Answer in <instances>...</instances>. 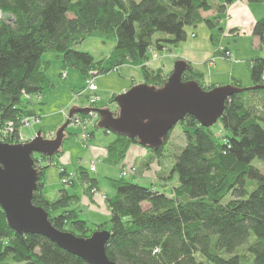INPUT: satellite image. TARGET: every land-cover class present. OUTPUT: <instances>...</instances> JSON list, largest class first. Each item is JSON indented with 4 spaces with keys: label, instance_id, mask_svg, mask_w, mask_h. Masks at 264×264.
I'll list each match as a JSON object with an SVG mask.
<instances>
[{
    "label": "trees",
    "instance_id": "trees-1",
    "mask_svg": "<svg viewBox=\"0 0 264 264\" xmlns=\"http://www.w3.org/2000/svg\"><path fill=\"white\" fill-rule=\"evenodd\" d=\"M230 1L0 0V127L11 120L18 127L23 116H38L35 105L41 99L36 95L53 85L46 73L51 62L43 58L44 53L54 51L62 68H76L85 81L130 64L140 69L142 82L159 88L170 73L151 66L149 47L160 51L186 41L187 28L202 23L209 29L218 27L217 17L202 13H222ZM256 20L252 33L263 54L245 61L249 87L238 78L229 82L236 91L216 124L205 127L190 114L177 123L186 144L171 161L167 175L158 173L165 179L178 176L175 184H141L129 176L107 178L114 190L105 197L110 216L91 224L76 205L78 196L67 192L65 185L56 196L43 191L46 168L62 167L57 160L63 153L61 146L52 156L33 155L34 161L39 157L42 163L34 165L38 183L32 202L47 211L55 228L79 237L108 230L105 252L117 264H264V174L251 162L264 158V17ZM155 33L160 34L155 38ZM89 36L112 40L114 46L94 58L78 50ZM211 37L217 49L219 35ZM219 50L223 56L229 51L226 46ZM185 63L182 79L195 80L204 89L222 85L207 81L201 69ZM99 122L100 116L96 129ZM171 131L162 145L144 147L161 159ZM114 135L102 158L116 166L130 145L139 141L125 133ZM62 168L64 177L69 172ZM76 170L86 190L96 186L93 170L82 165ZM11 262L89 264L45 236L14 231L0 207V264Z\"/></svg>",
    "mask_w": 264,
    "mask_h": 264
},
{
    "label": "water",
    "instance_id": "water-1",
    "mask_svg": "<svg viewBox=\"0 0 264 264\" xmlns=\"http://www.w3.org/2000/svg\"><path fill=\"white\" fill-rule=\"evenodd\" d=\"M185 66V61H176L159 88L140 82L119 93L114 98L117 113L110 108H95L100 114V127L136 137L139 145L154 148L162 145L168 131L186 114L205 127L216 124L225 102L236 88L227 83L204 89L195 80L181 78ZM88 110L72 109L52 138H44L41 131H37L23 143L0 141V207L14 231L45 236L89 264H117L105 252L110 236L108 230H94L88 237L58 230L51 224L47 211L32 202L38 183L33 155H55L63 143V133L72 115Z\"/></svg>",
    "mask_w": 264,
    "mask_h": 264
},
{
    "label": "rangeland",
    "instance_id": "rangeland-1",
    "mask_svg": "<svg viewBox=\"0 0 264 264\" xmlns=\"http://www.w3.org/2000/svg\"><path fill=\"white\" fill-rule=\"evenodd\" d=\"M254 6V7H252ZM254 12H263L264 13V2H256L252 3L248 0H233L229 3V5L226 8L225 14H228V19L224 20L225 26L224 31L222 33L219 32L218 27H214V30L216 34L219 35L218 37V48L214 50L215 56H220V49L227 46L229 48L228 54L225 56L226 61H222L225 65H228L230 67L231 72L229 73L230 76L240 77L243 81L244 87H249V74L247 65L245 64V60L252 58L254 55H262L263 51L260 47V42H258V37L253 36L252 33V27L255 22L254 19ZM223 14V15H225ZM252 24L251 29H249L250 24ZM231 26H238V29L240 28V31H235L236 38H233L231 33L228 32L229 27ZM233 28V27H232ZM194 30L197 32V36L191 37L190 32ZM187 32L189 34L186 41H181V43L177 44V48L173 52V47L165 46L164 49L159 51V59L151 61L153 62L151 66L153 67H164V70L167 73H171L175 64V61H187L185 58H180V56L175 55L173 57H167L168 53L169 55L172 53L176 54V51H180L185 53V50L183 49V46H185L188 51L196 52L199 47L201 50H204V48L209 47L208 40H209V31L205 24L202 23V25L197 26L194 29L187 28ZM233 33V34H235ZM160 34V33H159ZM158 33H155L153 36L156 38L159 35ZM195 41V43L193 42ZM114 46V42L112 40H105L102 41L100 38L94 36L86 37L84 42L78 44V50L81 51H88L90 52L94 58H99L100 56H104L107 53H109L112 50V47ZM196 46V47H195ZM179 47V48H178ZM203 52V51H202ZM174 55V54H173ZM215 56L209 60V64H213L215 60ZM202 57V55H201ZM204 57V56H203ZM43 58L49 60L50 66L47 69V75L48 78L53 84L51 87L46 88L43 94L45 104L49 103L50 109L43 107V110L41 111V114L43 115L38 119V121L31 122V126L29 128L22 127L21 133L26 136V138H31V136L34 134V131H38L42 127V129L46 130H54L55 127L56 130L61 128V126L66 122L65 119L60 115L61 109H63L68 102L71 104L67 107H65L66 112L68 113L70 109L76 107H86L87 106V97L85 95L78 96L76 100L70 101L71 97L75 95V90L80 89L82 87H86V82L83 79L81 73L73 67H66L62 68V62L60 56H57V54L52 52H46L43 54ZM189 62V61H188ZM207 63V62H206ZM207 63V65H208ZM192 65V64H191ZM120 67V66H119ZM209 67V66H208ZM207 69V68H206ZM132 73L127 74L125 71V67L121 66L118 70H112L107 72L106 74H93L92 81L96 83L98 86V94H99V100H97L96 107L98 106V102L100 104L108 102L109 98L113 94H119L121 92L120 89H122V86H129V84L132 82L131 76H134V80L138 81L139 74L138 72L134 73L133 69L130 68ZM213 70V69H212ZM63 71H66L69 73L68 76H66V73ZM206 71L209 72L207 69ZM64 73V75H63ZM207 73V72H205ZM124 77V78H122ZM124 79V80H123ZM208 81V78H206ZM82 90H85L82 89ZM47 100L49 102H47ZM113 107L110 108L114 113H117V105L115 101H112ZM55 104L54 106H52ZM62 107V108H61ZM44 110H49L48 112L51 113H44ZM44 113V114H43ZM40 114V115H41ZM47 114H52L55 116V118H52L48 116ZM71 124V125H70ZM69 131L72 132L74 135H68V138L63 142L62 148L64 149V153L60 157V160L63 162L65 161V166L67 167V170L72 171L76 168V162L77 157L81 154H83L84 151H86L87 146L83 145L80 142V134H81V127L78 125H75L73 122L68 123ZM264 126V124H263ZM99 130V134H103L102 129H96L95 131ZM45 135V133H44ZM48 135V134H47ZM46 135V136H47ZM97 135V133H95ZM112 135V133H111ZM43 136V135H42ZM98 137H96V141L98 142ZM104 143V142H102ZM137 143H133L135 145ZM167 149L163 152V157L161 159H158L157 157L152 156V160L145 165L142 166V168L138 167V164L136 165V159H134V155L128 159L126 155H128V151L125 154V158L122 159V162H127L128 164H125L123 166L128 167L127 165L133 164L136 168V172L134 175H131L129 177H133V181L139 182L141 184H148V181H151L153 183H163L166 186H169L170 184H175L178 181V176L174 175L173 179H170L167 181L166 179L159 177L157 171H160L162 169V166H160L163 163V166H166L168 163L170 165L171 161L175 159L176 154L181 150L183 146H185V137L183 132H181L180 125L176 124L174 128L171 131L170 137L166 141ZM85 148H84V147ZM150 155V154H149ZM156 158V160L154 159ZM74 165H71V161ZM154 159V160H153ZM95 162V161H94ZM121 162V163H122ZM167 162V163H166ZM252 164L257 167L260 172L264 174V158L258 159L254 158L252 161ZM91 164V163H90ZM160 170H156V169ZM170 168V167H169ZM167 169V171L169 170ZM72 169V170H71ZM95 171L94 174H96L98 180H99V187L105 190L106 192H110L109 189V180L108 177H117L119 176L120 169L113 165H108L103 162H95V166L93 168ZM71 173V172H70ZM75 175V173H73ZM118 174V175H117ZM164 174V173H163ZM62 176L60 177L61 181ZM143 178V179H142ZM146 178V180H144ZM72 176L70 177V180H68V184L71 183ZM64 184L63 181H61ZM89 191H92L94 194L95 192L90 188ZM105 193L98 191L96 195L102 197ZM231 196L228 195L225 197L224 200H227ZM104 199V198H102ZM94 223V222H93ZM250 241L254 239L253 234L250 236ZM9 264H25V262H18V263H9Z\"/></svg>",
    "mask_w": 264,
    "mask_h": 264
},
{
    "label": "crops",
    "instance_id": "crops-1",
    "mask_svg": "<svg viewBox=\"0 0 264 264\" xmlns=\"http://www.w3.org/2000/svg\"><path fill=\"white\" fill-rule=\"evenodd\" d=\"M233 0H231L230 2H232ZM226 3L224 5V9L222 13H219L217 11H212V10H209V11H203V15L206 16V17H217L218 18V23H219V28H221V30L219 29V32L222 33L224 30V26H225V22L224 20H227L228 19V14H225L226 12V8L227 6L229 5V3ZM254 7V6H252ZM254 19L255 22L257 21L256 19L258 18H262L264 17V13L263 12H254ZM225 14V15H223ZM254 22V23H255ZM205 24V23H204ZM253 23L250 24L249 26V29H251V26H252ZM202 25V24H201ZM207 27V26H206ZM233 27V28H232ZM208 29V33H209V40H208V44H209V47L207 48H204V50H201V48L199 47V49L196 51V52H190L188 51V49L183 46V49L185 50V53L183 52H180V51H176V54L175 53H172L171 55L170 52L168 53V55H166L167 57H173L175 55L177 56H180V58H185L187 61H189L192 66L194 65L195 67H198L199 69H201L206 77L208 78V81L209 82H213V83H217V84H227L229 83L233 78L235 79H240V82H241V85H243V81L240 77H235V76H230L229 73L231 72V69L230 67H228V65H225L222 61H226L225 59V56L221 55L220 56H215L214 55V50H215V45L213 44L212 42V35L216 34L214 33L215 30L214 28L213 29ZM230 30H228L229 33H231V35L233 36V38H236V34H233L235 33V31H240V28L238 29V26H231L229 27ZM234 30V31H232ZM239 33V32H238ZM190 36L191 37H194V36H197V32H195L194 30H192L190 33ZM195 43V41H193ZM169 46V45H168ZM170 47H173V52L175 51V49L177 48V45H172ZM196 47V46H195ZM220 47V46H219ZM227 47V46H226ZM165 48V47H163ZM179 48V47H178ZM228 48V47H227ZM229 49V48H228ZM203 51V52H202ZM263 51V49H262ZM174 54V55H173ZM202 55V57H201ZM204 56V57H203ZM215 56V60H214V63L213 64H209V60H211L213 57ZM256 55H254L253 57H255ZM222 58H225V59H222ZM176 62V60H174ZM246 61V60H245ZM154 62V61H153ZM153 62L150 61V64H152ZM208 65H207V63ZM121 66H124L125 67V71L127 72V74L129 73H132V71L130 70V68L133 69L134 73L138 72L139 74V78H138V81L134 80V76H131V80L132 82L129 84V86H125L123 85L122 86V89H120L119 92H123L127 89H129V87L135 85V84H139L140 82H142L141 80V75H140V69H138V67H135V66H132L130 64L128 65H121ZM120 66V67H121ZM209 66V67H208ZM118 67V69L120 68ZM164 68V67H162ZM209 70L206 71L207 69ZM213 69V70H212ZM64 73H66V76L69 75L68 72L66 71H63ZM124 78V77H122ZM124 80V79H123ZM249 80H250V76H249ZM251 80L249 81V84H250ZM98 89L97 88V91L98 92ZM43 94V93H42ZM118 95V94H117ZM44 95L41 96V100L39 102H37V105L36 106V111H37V114L39 117H42L43 115L41 114V111L43 110V107H46L48 109H50L51 106H49V103H46L45 104V100H44ZM111 100V97L109 98L107 104L106 103H103V104H100L99 102L97 103L98 106L96 108H102V109H107L108 107H113V103ZM70 101L72 102L73 99L71 97ZM100 101V100H99ZM47 102H49L47 100ZM71 103L68 102L66 104L65 107L69 106ZM55 104H53L52 106H54ZM65 107L63 109H61L60 111V115L65 119H67L68 116H66V114H62V110L64 112H66V109ZM62 108V107H61ZM77 108V107H76ZM80 109L82 108H86L84 106L82 107H78ZM74 109V108H72ZM70 109L69 112L72 110ZM49 110H44V113H51V112H48ZM68 112V113H69ZM43 113V114H44ZM67 113V112H66ZM67 113V115H68ZM41 114V115H40ZM75 114H84L83 112H76ZM74 114V115H75ZM48 116L52 117V118H55V116H53L52 114H47ZM98 121V120H97ZM96 121V122H97ZM95 122V123H96ZM71 125V124H70ZM68 124L66 125V129L64 131L65 133V139L63 140V142L68 138V135H74L72 132L69 131V128H68ZM40 129L38 131H42L45 133V135L43 136L44 138H52L54 137L55 135V132L57 131L55 127L54 130H46V129H42V127H39ZM98 129H102L101 127H99ZM96 128L94 127L92 132H91V135L89 136V139L87 142L84 141L83 137L81 136L80 134V142L87 146V149L86 151L83 152V154L79 155L76 159H77V162H76V168L71 172V175H72V181L71 183H69V185H67L65 188L67 190V192H70V193H75L77 196H78V200L76 203L77 206H79L80 210H81V213L85 216V218L88 220L89 223H101L103 221H106L108 220L109 216H110V212L108 211V208H107V204H106V201L105 199H102L100 196L94 194L92 191H89V190H86L85 187H86V183L82 182V180L78 179L76 175H74L73 173H75L77 170V168L82 165V166H85V167H89V164L91 161H95V162H103V158L106 154V145L115 138V135L114 133L110 130H106L104 131L103 130V134H99V130L98 131H95ZM93 133V134H92ZM95 133H97V135H95ZM112 133V135H111ZM36 134V131H34V134L31 136L34 137V135ZM48 134V135H47ZM47 135V136H46ZM96 137H98V142H94L96 141ZM30 140V138H28ZM104 142V143H102ZM62 145L63 143L61 144V148H62ZM84 147V146H83ZM85 148V147H84ZM63 149V148H62ZM63 153H64V149H63ZM62 153V154H63ZM128 155H126V157H128V159H130V157H132L134 155V159H136L137 163L136 165L138 164V167L140 165V167L142 168V166L145 164H147L150 159L152 160V154L148 151V149L144 146H141L139 144H135V145H130V148L128 149ZM62 154L58 157L57 160H59V163L62 164V167H64L65 170H67V167L65 166L66 162L65 161H61L60 160V157L62 156ZM150 154V155H149ZM154 157V156H153ZM156 160V158H154ZM153 159V160H154ZM69 161H71V165H74L72 163V160L70 159ZM167 163V162H166ZM107 164V163H105ZM125 164H128L127 162H122L120 165H116V167L119 169H121L122 165H125ZM135 164V163H133ZM109 165V164H108ZM111 166V165H110ZM114 166V165H113ZM162 166V169L160 170L159 168L156 169V170H160V171H157V173H161L162 177H165L167 175V169L169 167H171V163L169 165V163L166 165V166H163V163L160 165ZM67 172H69V170H67ZM93 172L95 173V171L93 170ZM164 173V174H163ZM118 175V174H117ZM96 180H97V184L94 188H96L97 190L103 193H105L106 195H110L112 196V194H114V190L113 188L109 185V189L111 190L110 192H106L105 190H103L102 188L99 187L98 183H99V180L96 176V174L94 175ZM60 171H59V168L53 166V165H50L48 168H46V173L44 175V179H43V182H44V185H43V191L45 193H48L50 195H53V196H56L58 194V190L63 187V183L60 181ZM110 178V177H108ZM143 179V178H142ZM165 179V178H164ZM146 180V178L144 179ZM167 181L169 180L166 179ZM148 181V180H146ZM150 182V181H148ZM110 184V183H109Z\"/></svg>",
    "mask_w": 264,
    "mask_h": 264
},
{
    "label": "built area",
    "instance_id": "built-area-1",
    "mask_svg": "<svg viewBox=\"0 0 264 264\" xmlns=\"http://www.w3.org/2000/svg\"><path fill=\"white\" fill-rule=\"evenodd\" d=\"M149 58L150 61H154L159 59V51H157L154 47H149ZM64 75V73H63ZM86 88L85 90H81L80 92H76L75 95L72 97L73 100H76V98L78 96H83L85 95L87 97V106L86 108H89V110L84 113V114H75L72 115V117L70 118V121L73 122L75 125H78L81 127V136L83 137L84 141L87 142L89 139V136L93 130V128L95 127V122L98 120L100 114H98L95 111L96 108V102L97 100H99V94L95 93L97 91L98 86L96 85L95 82L92 81V79H86ZM85 91H88L89 94L88 96L85 94ZM36 98L38 100L41 99V95L37 94ZM62 114H66L67 113L64 112L62 110ZM40 117L37 115H33V116H23L22 119L19 121V125L18 127L15 126V122L13 120L11 121H5L1 127H0V141H4L7 143H23L28 141L29 139L26 138V136L24 134L21 133L22 131V127H27L29 128L31 126V122L33 121H38ZM68 118V117H67ZM36 165H40L42 163V161H40V158L37 157L36 161H35ZM91 164H89L88 169L93 170L94 166H95V162L91 161ZM126 166L121 167L120 172H119V177L122 176H131L134 175L136 172V168L134 167L133 164H129ZM63 168L60 167L59 171H62ZM71 173L69 172L68 175L64 176L61 178V181L64 182L65 186H67L66 184H68V180H70L71 177ZM92 190L95 192V194L98 193L99 190H97L96 188L92 187ZM103 196L101 198L105 199V195L102 194Z\"/></svg>",
    "mask_w": 264,
    "mask_h": 264
}]
</instances>
